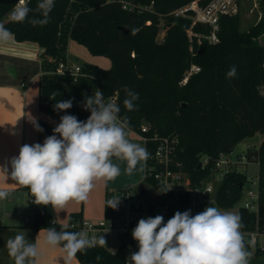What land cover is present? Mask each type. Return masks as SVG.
<instances>
[{"label": "trees", "instance_id": "trees-1", "mask_svg": "<svg viewBox=\"0 0 264 264\" xmlns=\"http://www.w3.org/2000/svg\"><path fill=\"white\" fill-rule=\"evenodd\" d=\"M126 1L135 5H149L152 1L154 4L151 11H129L122 8L120 0H55L50 22L34 26L27 20L10 22L9 13L18 0H0V23L14 34L16 41L37 43L43 49L41 56L48 62V69L54 73L58 62L64 59L68 38L84 45L93 55L108 57L109 68L84 63L83 73L94 77L96 89L103 92L106 102L116 97L120 116L128 117L132 129L140 131L141 125L146 124L150 136L177 138L176 159L194 183L212 175L214 160L220 154L233 151L243 140L261 133L260 145L248 147L247 154L261 161L260 227L264 228V45L259 41L264 34V0L261 20L246 32L240 29L239 14L222 16L216 43L194 35L190 39L188 30L192 20L171 14L193 0ZM210 1L199 0V5L206 6ZM38 2L29 0L28 7L32 9L29 19H43L37 10ZM72 7L73 15L68 19ZM161 23L165 35L159 42ZM192 30L194 34L210 32L202 24L194 25ZM192 65L199 66L200 71L183 83ZM232 66L236 67V75L229 78L227 73ZM92 86L86 82L77 85L72 82L70 86L65 78L46 75L40 87L41 107L45 110L52 107L55 117L66 115L68 110L58 112L54 105L73 100L77 93V105L72 112L78 120L85 121L87 111L83 103L86 96L95 93ZM125 87L139 93L134 111L124 107ZM53 92L55 99L50 98ZM203 158H208L209 163L199 166ZM248 181L242 171L228 172L218 186L217 203L222 207L238 203ZM26 189L34 212L32 222L26 227L35 231L55 228L76 232L55 221L51 206L32 203L34 197ZM240 216L244 230L254 229L253 213L242 209ZM73 219L80 220L81 215L74 213ZM124 246L116 254L96 246L86 254L77 253L76 258L81 264H126ZM97 255L102 257L100 261L96 260Z\"/></svg>", "mask_w": 264, "mask_h": 264}, {"label": "clouds", "instance_id": "clouds-1", "mask_svg": "<svg viewBox=\"0 0 264 264\" xmlns=\"http://www.w3.org/2000/svg\"><path fill=\"white\" fill-rule=\"evenodd\" d=\"M29 0H18L9 13V21L32 25L50 22V12L55 0H39L37 10L43 19H29L32 11ZM14 34L0 23V43H7ZM236 67L232 66L227 76L234 78ZM94 78V77H93ZM125 109L136 110L135 101L139 93L125 87ZM56 92L50 96L55 99ZM73 106L71 99L54 105L56 111H66ZM84 109L90 112L86 121L74 115H63L53 129V135L46 137L43 144H24L11 163V179L29 189L34 197L32 203L51 206L62 210L68 202H83L88 199L97 181L105 184L122 174L131 176L144 172L150 153L145 146L129 139V119L120 116V107L111 100L105 101L103 92L96 89L86 96ZM37 131L43 129L32 121ZM114 158L115 161L114 162ZM6 173V169H3ZM171 189V188H170ZM170 189L161 188L160 193ZM11 193L0 189V200H6ZM121 197L113 196L107 207L116 209ZM242 217L230 210L214 206L191 215V210L177 211L166 223L162 215L141 218L132 229L131 236L137 242L138 251L130 255L131 264H250L252 253L247 250ZM44 243L62 247L66 262L77 253H87L96 246H105L103 236L89 235L86 231H57L42 228ZM8 255L14 264H37L38 245L27 239L26 232H19L9 238L6 244ZM97 255L96 260L100 261Z\"/></svg>", "mask_w": 264, "mask_h": 264}, {"label": "built area", "instance_id": "built-area-1", "mask_svg": "<svg viewBox=\"0 0 264 264\" xmlns=\"http://www.w3.org/2000/svg\"><path fill=\"white\" fill-rule=\"evenodd\" d=\"M124 10H144L151 11L154 1L151 4L135 5L126 0H120ZM238 10L237 0H211L206 6H200L199 0L176 8L171 14L177 17L189 18L192 20L188 30V36L193 35L208 39L211 43L219 41L218 32L220 30V19L225 15H234ZM150 23V22H148ZM202 24L210 28V32L205 34H194L193 26ZM200 71V67L192 65L184 76L183 83L193 73ZM56 74L71 76L75 80L83 74L82 67L74 65L69 61L58 62L55 70ZM114 97L112 99L115 102ZM149 126L141 125L140 131H136L129 126V135L136 137L149 151L150 158L144 170L143 193L138 190L137 185L131 187L109 190L106 195V214L96 221L81 218L80 220H70L66 225L76 232L86 231L89 235L103 236L106 240V248L112 254L124 246L126 264H131L130 255L138 251L137 242L132 238V229L141 218L155 217L162 215L166 223L173 215L179 211L191 210V215L202 212L208 206H214L221 210H229L231 207H222L217 203V190L225 175L232 171H241V165L256 163L259 170L255 175H247L249 181L243 187V205L239 208V215L245 209L255 216V227L251 230L241 231L244 234L245 244L248 251H254L253 255L264 254V242H260V237H264V230L260 227L262 186L260 167L261 161L257 156L249 157L247 153L234 157L233 151L222 153L214 160L212 175L199 183H194L189 174L182 170L181 162L176 159L177 138L161 137L157 134L148 135ZM251 148V146H248ZM255 148V147H252ZM209 163L208 158H203L201 166ZM156 182V184L153 183ZM161 188L170 189L166 193H160ZM152 189V192L151 190ZM151 194L152 199L146 200L144 195ZM144 194V195H143ZM113 196L121 197L116 209L107 207V201ZM163 197H166L165 200ZM240 199V200H241ZM237 204V203H236ZM235 204V205H236ZM114 238H118L119 245L113 247ZM250 264H254L250 259Z\"/></svg>", "mask_w": 264, "mask_h": 264}, {"label": "crops", "instance_id": "crops-1", "mask_svg": "<svg viewBox=\"0 0 264 264\" xmlns=\"http://www.w3.org/2000/svg\"><path fill=\"white\" fill-rule=\"evenodd\" d=\"M73 39L68 38L64 59L71 61L72 51H80ZM43 49L32 41L18 42L14 39L7 43H0V189L8 190L11 195L6 200H0V264H14L8 255L6 247L9 238L17 233L26 232L27 239L38 245L39 259L37 264H81L75 257L66 262V253L62 247H52L44 243L45 232L35 231L26 227L33 220L32 218L19 215L15 219L11 214L3 212L6 203L12 204L14 208H26L28 203L30 208V194L24 186L17 184L11 179V159L19 154V149L24 144H43L46 137L53 135V129L59 124L60 117L52 115L53 108L42 109L40 87L46 75H53V70L48 69V62L41 56ZM86 55V51L81 49ZM85 59V58H84ZM86 63H100L101 67L109 68L106 61L86 58ZM74 64V63H72ZM96 64V65H98ZM76 65V64H74ZM79 66L82 67L80 64ZM61 78H70L56 74ZM72 78L74 85L79 82L91 83L92 93L96 91L97 85L93 77L83 73L78 79ZM86 93V92H85ZM77 93L73 98V106L68 109V115H74L75 105H77ZM56 112V111H55ZM90 116L87 111L85 121ZM82 119V118H81ZM36 123L43 129L37 131L32 123ZM131 141L138 140L134 136L129 137ZM139 141V140H138ZM114 162L119 163L118 161ZM3 169H6V173ZM122 174L114 181L107 184L103 180L95 183L94 189L89 193L88 199L83 202L70 201L62 210L54 211V219L57 223L66 225L74 213H79L81 218L90 221L102 219L106 214V195L109 190L131 187L136 185L139 179L137 172L128 176ZM262 186V182H261Z\"/></svg>", "mask_w": 264, "mask_h": 264}, {"label": "rangeland", "instance_id": "rangeland-1", "mask_svg": "<svg viewBox=\"0 0 264 264\" xmlns=\"http://www.w3.org/2000/svg\"><path fill=\"white\" fill-rule=\"evenodd\" d=\"M261 1L262 0H237L238 3V10L236 12V14H239L240 16V29L241 31H248L250 30L251 27L255 26L262 18L263 15V9H262V5H261ZM74 12V8L72 7L69 11V16L68 19H71L72 15ZM164 35H165V31L162 27V23L160 25V29H159V33L157 35V41H162L164 39ZM259 41L261 44L264 45V34L259 38ZM75 45H77L80 48V51H72V55H71V61L72 63L76 64V65H83L86 62H91V61H87V57L91 58V59H98L100 61H106L108 63L107 66L111 65V60L103 55H93L89 52V50L82 44H79L77 42H75ZM81 49L83 51H86V55L85 56L82 52ZM85 58V59H84ZM98 64V63H96ZM98 65H101L100 63ZM103 66V65H101ZM67 83L71 86L72 82V78H66ZM129 137H131L129 135ZM136 138V137H135ZM263 135L261 133H256L254 136L249 137L245 140H243L242 142H240L239 144H237L233 150V154L234 157H236L237 155L240 154H244L247 153V148L248 146L252 147H258L262 141ZM137 139V138H136ZM132 142L135 143H139L142 146H144L140 141L138 140H133ZM122 167L124 168L125 165L122 164ZM240 170L242 172H244L245 174L251 176V175H255L257 174L258 170H259V166L256 163H247L245 165H241ZM139 175V179L137 184H139L137 186L138 190H140L142 193L144 191V183L142 182L143 178H144V172L141 173L139 171H136ZM134 172V173H136ZM136 184V185H137ZM152 192V189H150ZM144 195V194H143ZM151 194H147L144 195V198L146 200H151L152 198ZM165 200H167L166 197H163ZM244 198H242L236 205H234L233 208H230V211H233L237 214H239V208L240 206L243 205L244 202ZM4 214L9 213L11 214L15 219H18L19 215L22 216V220H24L25 217L28 218H32V214H33V209L30 208L29 204H26V208L24 207H20V208H14V206L12 204H8L6 203L4 205V207L2 208ZM25 221V220H24ZM262 230H264V228H261ZM260 242H264V237H260ZM119 245V241L118 238H114L113 240V247H117ZM252 253V259L254 261V264H264V254L262 255H253L254 251H250Z\"/></svg>", "mask_w": 264, "mask_h": 264}, {"label": "water", "instance_id": "water-1", "mask_svg": "<svg viewBox=\"0 0 264 264\" xmlns=\"http://www.w3.org/2000/svg\"><path fill=\"white\" fill-rule=\"evenodd\" d=\"M122 29H123V31H124L125 33H128V29H127L126 27H123ZM199 166H201V163H200Z\"/></svg>", "mask_w": 264, "mask_h": 264}]
</instances>
